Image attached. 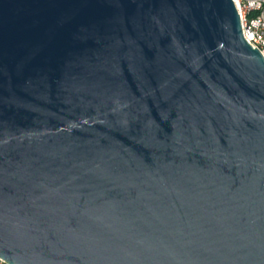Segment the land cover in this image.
Returning <instances> with one entry per match:
<instances>
[{
    "label": "water",
    "instance_id": "obj_1",
    "mask_svg": "<svg viewBox=\"0 0 264 264\" xmlns=\"http://www.w3.org/2000/svg\"><path fill=\"white\" fill-rule=\"evenodd\" d=\"M0 259L264 264V58L233 0H0Z\"/></svg>",
    "mask_w": 264,
    "mask_h": 264
},
{
    "label": "built area",
    "instance_id": "obj_2",
    "mask_svg": "<svg viewBox=\"0 0 264 264\" xmlns=\"http://www.w3.org/2000/svg\"><path fill=\"white\" fill-rule=\"evenodd\" d=\"M246 41L264 58V0H233ZM0 264H6L0 259Z\"/></svg>",
    "mask_w": 264,
    "mask_h": 264
}]
</instances>
